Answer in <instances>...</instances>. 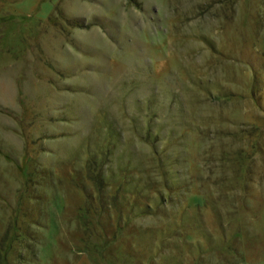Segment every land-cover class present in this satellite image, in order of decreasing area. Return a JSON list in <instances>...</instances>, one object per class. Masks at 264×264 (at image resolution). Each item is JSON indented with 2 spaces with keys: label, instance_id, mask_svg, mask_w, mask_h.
<instances>
[{
  "label": "rangeland",
  "instance_id": "374dc122",
  "mask_svg": "<svg viewBox=\"0 0 264 264\" xmlns=\"http://www.w3.org/2000/svg\"><path fill=\"white\" fill-rule=\"evenodd\" d=\"M0 264H264V0H0Z\"/></svg>",
  "mask_w": 264,
  "mask_h": 264
},
{
  "label": "trees",
  "instance_id": "16d2710c",
  "mask_svg": "<svg viewBox=\"0 0 264 264\" xmlns=\"http://www.w3.org/2000/svg\"><path fill=\"white\" fill-rule=\"evenodd\" d=\"M146 210H150V209H147V208H146Z\"/></svg>",
  "mask_w": 264,
  "mask_h": 264
}]
</instances>
